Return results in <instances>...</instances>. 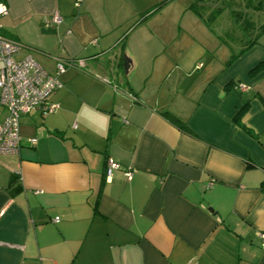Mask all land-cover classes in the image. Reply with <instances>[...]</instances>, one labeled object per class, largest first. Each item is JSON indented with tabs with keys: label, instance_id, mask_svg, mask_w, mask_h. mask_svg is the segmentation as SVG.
<instances>
[{
	"label": "crops",
	"instance_id": "crops-1",
	"mask_svg": "<svg viewBox=\"0 0 264 264\" xmlns=\"http://www.w3.org/2000/svg\"><path fill=\"white\" fill-rule=\"evenodd\" d=\"M254 1L0 0L15 61L83 63L58 77V110L23 116L18 154L0 157V264H264ZM52 13L60 25L43 24Z\"/></svg>",
	"mask_w": 264,
	"mask_h": 264
},
{
	"label": "built area",
	"instance_id": "built-area-1",
	"mask_svg": "<svg viewBox=\"0 0 264 264\" xmlns=\"http://www.w3.org/2000/svg\"><path fill=\"white\" fill-rule=\"evenodd\" d=\"M7 14V7L0 3V18ZM61 23L62 18L57 13L43 18V24L46 26H58ZM21 48L20 43L0 34V106L5 112L3 119L0 120V157L18 154L20 119L23 116L33 111L44 116L58 110V104L48 101L49 96L60 87L58 77L68 68L83 67L81 61L73 63L55 59L54 73L50 74L29 56L15 61L13 57ZM238 89L246 91L248 88L245 85H239ZM29 142L35 144L36 140L31 139ZM118 169L120 166L109 159L106 163V178L110 177L113 170ZM132 174V171H126L128 179H131ZM57 221V218L54 219V222ZM259 237L264 250V232H261Z\"/></svg>",
	"mask_w": 264,
	"mask_h": 264
},
{
	"label": "trees",
	"instance_id": "trees-1",
	"mask_svg": "<svg viewBox=\"0 0 264 264\" xmlns=\"http://www.w3.org/2000/svg\"><path fill=\"white\" fill-rule=\"evenodd\" d=\"M253 4H254V8L257 9V10L264 8V0H255ZM239 20L243 23V25H242L243 28L241 27L242 32H243V36L245 38L246 37H250L251 34L247 33V30L250 28L251 25H253V23H251L249 20H247V18L242 17V16H239ZM245 24H246V27H245ZM246 41H247L248 44H252L251 39H248ZM243 110L244 109H242V111ZM261 188L264 189V182L261 183Z\"/></svg>",
	"mask_w": 264,
	"mask_h": 264
},
{
	"label": "water",
	"instance_id": "water-1",
	"mask_svg": "<svg viewBox=\"0 0 264 264\" xmlns=\"http://www.w3.org/2000/svg\"><path fill=\"white\" fill-rule=\"evenodd\" d=\"M126 68H127V70H128V65H126Z\"/></svg>",
	"mask_w": 264,
	"mask_h": 264
}]
</instances>
